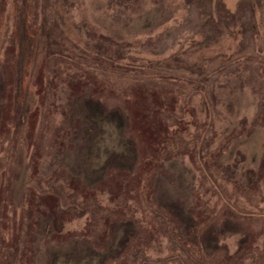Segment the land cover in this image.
Here are the masks:
<instances>
[{
  "label": "rangeland",
  "instance_id": "374dc122",
  "mask_svg": "<svg viewBox=\"0 0 264 264\" xmlns=\"http://www.w3.org/2000/svg\"><path fill=\"white\" fill-rule=\"evenodd\" d=\"M0 264H264V0H0Z\"/></svg>",
  "mask_w": 264,
  "mask_h": 264
}]
</instances>
